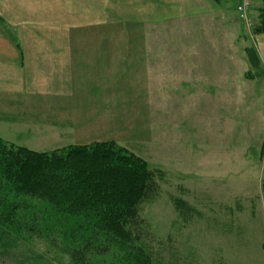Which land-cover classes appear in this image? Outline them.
Masks as SVG:
<instances>
[{
	"label": "rangeland",
	"instance_id": "1",
	"mask_svg": "<svg viewBox=\"0 0 264 264\" xmlns=\"http://www.w3.org/2000/svg\"><path fill=\"white\" fill-rule=\"evenodd\" d=\"M233 3L224 5L229 24L222 9L205 6L181 21L162 20L156 31L148 0H65L68 9L55 8V33L76 30L75 47L107 49L106 68L91 70L106 92L94 112L107 121L91 122L98 125L96 137L87 141H116L165 173L162 195L144 212L158 264H264L263 202L239 195L260 193L264 170L262 122L240 114L246 107L264 112V79L250 78L246 56L262 0L251 1L248 22L241 19L240 0L235 9ZM100 22L107 26H94ZM84 27L86 34L79 32ZM184 35L187 45H181ZM184 47L218 53L161 52ZM20 236L26 242L0 240V264H70L59 247Z\"/></svg>",
	"mask_w": 264,
	"mask_h": 264
},
{
	"label": "trees",
	"instance_id": "2",
	"mask_svg": "<svg viewBox=\"0 0 264 264\" xmlns=\"http://www.w3.org/2000/svg\"><path fill=\"white\" fill-rule=\"evenodd\" d=\"M252 33L264 34V0ZM246 55L264 79L256 48ZM164 174L116 141L36 152L0 137V240H44L70 264H158L144 212Z\"/></svg>",
	"mask_w": 264,
	"mask_h": 264
},
{
	"label": "crops",
	"instance_id": "3",
	"mask_svg": "<svg viewBox=\"0 0 264 264\" xmlns=\"http://www.w3.org/2000/svg\"><path fill=\"white\" fill-rule=\"evenodd\" d=\"M236 1L223 0L217 4L213 0H148L151 27L156 31V26H160L162 20L166 23L169 19L181 21L189 14L202 13L205 6L209 10V7L222 9L225 14L223 20L229 24L231 22L224 5L228 8L230 2H235L231 6L235 9ZM64 3L65 0H0V12L6 14L0 17V137L36 152L89 144L93 141L87 140H94L98 127L90 123L98 120L100 125L102 122L105 126L104 122L107 121L106 117L100 116L102 114L94 112L100 109L95 106L102 101L106 92L101 83L94 82L98 79L91 77V70H95L93 74H96L99 70L102 72L101 68H106L108 62L104 58L108 56L107 49L75 47L78 40L76 30L55 33V20L58 21L55 8L68 9L69 4ZM94 26L106 27L107 23L100 22ZM80 29V33L86 34V27ZM90 34L86 40L92 43ZM253 44L264 70V34L255 35ZM181 45H187L185 35ZM161 52L168 57L178 55L197 58H212L218 53L209 49L199 53L187 47ZM211 63L214 61L211 60ZM227 81L226 86L237 89V82ZM90 97L95 101H88ZM255 99L253 95L252 101L255 102ZM231 103L229 100L228 104ZM246 108L240 114L247 113L251 120L262 122L264 128L263 110ZM91 136L92 139H88ZM259 138L263 144L261 134ZM239 195L251 202L257 198L264 205V170L261 192L254 195L245 190ZM221 197L231 199L227 195ZM248 206L254 207L253 204Z\"/></svg>",
	"mask_w": 264,
	"mask_h": 264
},
{
	"label": "built area",
	"instance_id": "4",
	"mask_svg": "<svg viewBox=\"0 0 264 264\" xmlns=\"http://www.w3.org/2000/svg\"><path fill=\"white\" fill-rule=\"evenodd\" d=\"M251 1L252 0H240L239 11H240L241 19L245 22H248L247 12H249L250 10Z\"/></svg>",
	"mask_w": 264,
	"mask_h": 264
}]
</instances>
